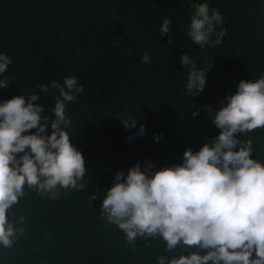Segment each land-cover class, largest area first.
I'll list each match as a JSON object with an SVG mask.
<instances>
[{
    "label": "trees",
    "instance_id": "16d2710c",
    "mask_svg": "<svg viewBox=\"0 0 264 264\" xmlns=\"http://www.w3.org/2000/svg\"><path fill=\"white\" fill-rule=\"evenodd\" d=\"M207 3L221 13L225 35L200 48L186 35L191 0H0V52L13 59L5 73L12 84L0 89V100L33 92L50 110L58 92L41 94L38 85L77 76L85 88L66 113L89 174L88 188L61 189L56 199L26 191L11 210L26 217V234L0 248V264H155L159 239H140L134 248L100 218L114 173L137 161L180 163L186 148L197 151L218 134L203 106L218 107L241 79L264 73V0ZM164 19L171 21L168 36L159 31ZM182 52L208 68L206 86L193 98ZM153 68L157 75L148 72ZM117 116L140 121L145 134L136 137L139 123L128 131ZM249 135L264 156V129Z\"/></svg>",
    "mask_w": 264,
    "mask_h": 264
},
{
    "label": "clouds",
    "instance_id": "9594fccd",
    "mask_svg": "<svg viewBox=\"0 0 264 264\" xmlns=\"http://www.w3.org/2000/svg\"><path fill=\"white\" fill-rule=\"evenodd\" d=\"M191 8L186 35L200 48L219 45L225 35L221 13L210 9L207 0H191ZM170 25V19L163 20L161 36H168ZM141 59L147 64L151 57L146 52ZM12 64V57L0 52V89L12 84L5 75ZM180 64L187 69V95L198 96L208 68L198 67L184 52ZM148 72L158 74L154 68ZM38 87L41 94L50 87L57 90L50 110L33 92L0 100V248H11L26 234V217L17 218L11 210L28 189L56 199L61 189L80 192L89 184L66 113L85 86L70 75L62 84L54 80ZM203 108L218 134L197 151L186 148L180 163L158 168L154 162L137 161L126 172L116 171L100 218L134 248L140 239L145 244L159 239L162 248L155 264H264V156L249 135L264 129V73L241 79L218 107ZM197 115L192 111L193 118ZM117 117L128 131L139 123L136 137L145 134L140 121ZM160 138L154 135V141Z\"/></svg>",
    "mask_w": 264,
    "mask_h": 264
}]
</instances>
